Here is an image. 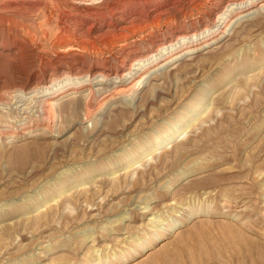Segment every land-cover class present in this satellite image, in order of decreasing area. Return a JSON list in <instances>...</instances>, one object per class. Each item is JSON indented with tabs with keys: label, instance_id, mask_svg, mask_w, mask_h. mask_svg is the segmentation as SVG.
Instances as JSON below:
<instances>
[{
	"label": "rangeland",
	"instance_id": "374dc122",
	"mask_svg": "<svg viewBox=\"0 0 264 264\" xmlns=\"http://www.w3.org/2000/svg\"><path fill=\"white\" fill-rule=\"evenodd\" d=\"M262 4L0 0V264H264Z\"/></svg>",
	"mask_w": 264,
	"mask_h": 264
},
{
	"label": "bare ground",
	"instance_id": "6f19581e",
	"mask_svg": "<svg viewBox=\"0 0 264 264\" xmlns=\"http://www.w3.org/2000/svg\"><path fill=\"white\" fill-rule=\"evenodd\" d=\"M262 5H264V4H262ZM227 30H229V26H228ZM179 38H182V39L184 40V39L186 38V36H185V35H184V36H180ZM187 47H189V46L187 45ZM187 47H186V48H187ZM75 49H77V48H75ZM75 49H74V50H75ZM189 50H190V49L186 50L185 52H187V51H189ZM163 62H164V61H163ZM167 62H168V61H166L165 64H166ZM99 75L104 76V73L100 71ZM146 77H147V74H146L145 76H143V78H146ZM104 78H105V77H104ZM83 83H84V81L79 80V81L76 83V84H77L76 87H81ZM62 92H63V91H62ZM62 92H60L59 94H61ZM56 96H57V95H56ZM54 98H55V97H54ZM54 101H55V100H51V101L49 102V106L53 105V104H54ZM207 110H208V109H207ZM207 110H206V111H207ZM204 112H205V111H204ZM204 114H205V113H204ZM202 115H203V114H199L197 117L202 116ZM189 127H190V123H185V125H183L182 127H180L179 130L174 131L173 133H171L170 135H167V136H166L165 138H163V139H158L157 142H156V144L154 145V147H152L151 151H150L146 156H149V155H151V154H159V153L163 152L164 150H167V149L171 148V147H172V144H171V143H172L173 141H175V140L180 139L181 136L184 135V134L188 131ZM138 162H139V161L132 162V163L129 164L128 167H131V166L137 165ZM138 165H139V164H138Z\"/></svg>",
	"mask_w": 264,
	"mask_h": 264
}]
</instances>
